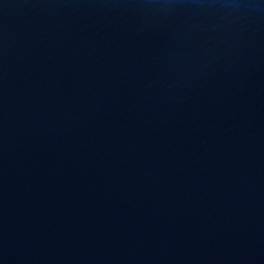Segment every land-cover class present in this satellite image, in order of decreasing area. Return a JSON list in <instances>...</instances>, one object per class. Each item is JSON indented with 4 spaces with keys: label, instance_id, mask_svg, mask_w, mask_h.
Segmentation results:
<instances>
[{
    "label": "water",
    "instance_id": "water-1",
    "mask_svg": "<svg viewBox=\"0 0 264 264\" xmlns=\"http://www.w3.org/2000/svg\"><path fill=\"white\" fill-rule=\"evenodd\" d=\"M0 264H264V0H0Z\"/></svg>",
    "mask_w": 264,
    "mask_h": 264
}]
</instances>
